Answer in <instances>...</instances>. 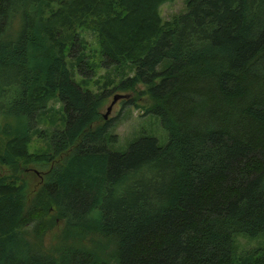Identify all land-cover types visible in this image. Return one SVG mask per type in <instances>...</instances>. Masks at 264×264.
<instances>
[{
	"label": "trees",
	"instance_id": "16d2710c",
	"mask_svg": "<svg viewBox=\"0 0 264 264\" xmlns=\"http://www.w3.org/2000/svg\"><path fill=\"white\" fill-rule=\"evenodd\" d=\"M168 1L0 0V264H264V0L162 20ZM80 29L112 71L99 93ZM109 90L146 96L164 143L109 149ZM51 99L63 126L29 153ZM237 236L262 241L237 252Z\"/></svg>",
	"mask_w": 264,
	"mask_h": 264
},
{
	"label": "rangeland",
	"instance_id": "374dc122",
	"mask_svg": "<svg viewBox=\"0 0 264 264\" xmlns=\"http://www.w3.org/2000/svg\"><path fill=\"white\" fill-rule=\"evenodd\" d=\"M185 10L184 0H172L162 3L158 7L159 16L162 20H169L174 15ZM81 36V43L83 45V53L86 58L90 57L97 62V67L92 70L88 76L87 87L91 92L99 93L104 87L110 88V84L104 83L106 75L113 77L111 68H107L103 61V57L100 56L98 51L97 42L95 35L90 30L80 29L78 30ZM69 68L73 74V79L76 82L82 80L80 74L77 72L76 65L72 59H68ZM78 65V63H77ZM108 72V74H106ZM124 73L131 75L127 69ZM116 79H114L115 81ZM139 89H143L142 85L138 86ZM109 94L104 100L100 107V113L105 112L106 107L111 102L113 95L124 94V92H117L109 90ZM125 98L116 99L110 107L106 118L112 119L113 126L109 129V133L114 135L115 141L109 144V149L124 151L130 141L140 135H147L155 138L158 145H162L166 139L164 130L160 127L159 121L156 117L151 114H144L143 105L146 104L147 98L142 95L138 100L135 101V105H122V101ZM62 109L59 102L56 99H51L47 102L45 109L37 115L35 129L31 132L28 152L29 153H46L49 151V138L50 134L54 129L62 128ZM25 168V167H24ZM2 173H8V168L0 167ZM32 166H27L23 172L29 174L33 171ZM36 179L27 178L29 185L34 183ZM261 237H244L237 236L235 238L236 251L250 249L261 243Z\"/></svg>",
	"mask_w": 264,
	"mask_h": 264
},
{
	"label": "water",
	"instance_id": "95a60500",
	"mask_svg": "<svg viewBox=\"0 0 264 264\" xmlns=\"http://www.w3.org/2000/svg\"><path fill=\"white\" fill-rule=\"evenodd\" d=\"M127 96H128L127 94H115V95H113V97H112V99H111V102H110L109 105L106 107L105 112L102 114V117H103V118H106L107 113L109 112L111 105L113 104V102H114L116 99H118V98H127Z\"/></svg>",
	"mask_w": 264,
	"mask_h": 264
}]
</instances>
